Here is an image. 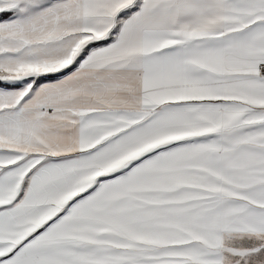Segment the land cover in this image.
<instances>
[{"label": "snow or ice", "instance_id": "6c2138e0", "mask_svg": "<svg viewBox=\"0 0 264 264\" xmlns=\"http://www.w3.org/2000/svg\"><path fill=\"white\" fill-rule=\"evenodd\" d=\"M0 264H264V0H0Z\"/></svg>", "mask_w": 264, "mask_h": 264}]
</instances>
